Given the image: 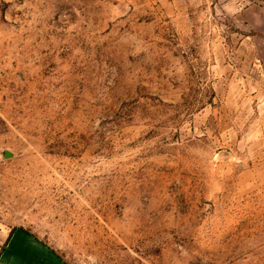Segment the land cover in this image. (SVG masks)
Wrapping results in <instances>:
<instances>
[{"label": "rangeland", "instance_id": "obj_1", "mask_svg": "<svg viewBox=\"0 0 264 264\" xmlns=\"http://www.w3.org/2000/svg\"><path fill=\"white\" fill-rule=\"evenodd\" d=\"M0 255L264 264V0H0Z\"/></svg>", "mask_w": 264, "mask_h": 264}, {"label": "crops", "instance_id": "obj_2", "mask_svg": "<svg viewBox=\"0 0 264 264\" xmlns=\"http://www.w3.org/2000/svg\"><path fill=\"white\" fill-rule=\"evenodd\" d=\"M8 242H9V241H8ZM7 244H8V243H7ZM7 244H6V246H7ZM6 246H5V247H6ZM5 247H4V249H5ZM4 249H3V250H4ZM1 254H2V252H1ZM0 258H1V255H0Z\"/></svg>", "mask_w": 264, "mask_h": 264}, {"label": "built area", "instance_id": "obj_3", "mask_svg": "<svg viewBox=\"0 0 264 264\" xmlns=\"http://www.w3.org/2000/svg\"><path fill=\"white\" fill-rule=\"evenodd\" d=\"M0 264H1V262H0Z\"/></svg>", "mask_w": 264, "mask_h": 264}]
</instances>
